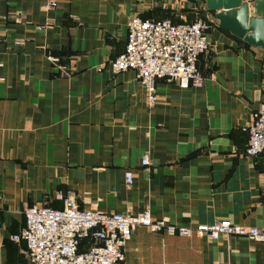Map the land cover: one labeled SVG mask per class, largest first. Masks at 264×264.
Listing matches in <instances>:
<instances>
[{
    "label": "crops",
    "instance_id": "0c3cea01",
    "mask_svg": "<svg viewBox=\"0 0 264 264\" xmlns=\"http://www.w3.org/2000/svg\"><path fill=\"white\" fill-rule=\"evenodd\" d=\"M45 2L0 0V264H30L11 239L24 209L60 208L68 193L106 213L264 226V168L243 129L264 99V48L211 23L204 0ZM133 15L210 23L201 87L159 79L149 106L132 69L110 71ZM121 264H264V242L136 226Z\"/></svg>",
    "mask_w": 264,
    "mask_h": 264
},
{
    "label": "built area",
    "instance_id": "2783aa9c",
    "mask_svg": "<svg viewBox=\"0 0 264 264\" xmlns=\"http://www.w3.org/2000/svg\"><path fill=\"white\" fill-rule=\"evenodd\" d=\"M57 6V0H46L45 9ZM210 23L202 18L174 22L169 18L143 19L131 16L126 23L124 50L110 60L114 74L127 69L135 72L149 106L157 102L156 81L163 79L180 88L201 87L204 75L198 67L199 56L209 50ZM54 61V57H48ZM66 70L65 65H61ZM247 133L245 152L260 156L264 168V99L244 126ZM148 165L147 155L141 158ZM125 182H132L126 172ZM25 225L11 235L13 241H24L30 264H121L124 249L136 226L150 232L169 235L246 236L264 242V226H246L221 219L211 224H174L154 219L148 210L138 214L129 211L106 213L80 208L76 197L68 193L60 208L32 205L24 209Z\"/></svg>",
    "mask_w": 264,
    "mask_h": 264
},
{
    "label": "water",
    "instance_id": "95a60500",
    "mask_svg": "<svg viewBox=\"0 0 264 264\" xmlns=\"http://www.w3.org/2000/svg\"><path fill=\"white\" fill-rule=\"evenodd\" d=\"M254 12L242 0H204L203 9L213 11L211 23L253 47L264 48V1H253Z\"/></svg>",
    "mask_w": 264,
    "mask_h": 264
}]
</instances>
